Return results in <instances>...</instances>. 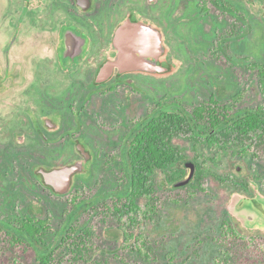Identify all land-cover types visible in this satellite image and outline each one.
Listing matches in <instances>:
<instances>
[{"label": "flooded vegetation", "instance_id": "flooded-vegetation-1", "mask_svg": "<svg viewBox=\"0 0 264 264\" xmlns=\"http://www.w3.org/2000/svg\"><path fill=\"white\" fill-rule=\"evenodd\" d=\"M209 13L226 16L227 30L236 32V0H0V207L39 206L49 191L65 195L44 182L41 170L79 164L69 192L88 163L117 167L123 159L134 123L145 115L119 128L117 98L128 105L146 86L154 89L148 80L172 72L114 67L102 74L123 23L158 30L165 48L159 60L171 63L170 49L190 43L196 20ZM21 220L44 221L0 218Z\"/></svg>", "mask_w": 264, "mask_h": 264}, {"label": "rangeland", "instance_id": "rangeland-1", "mask_svg": "<svg viewBox=\"0 0 264 264\" xmlns=\"http://www.w3.org/2000/svg\"><path fill=\"white\" fill-rule=\"evenodd\" d=\"M209 9L214 10L212 6ZM196 21L190 43L170 49V74L148 80L154 89L146 86L144 94L130 96L133 101L128 105L117 98L123 112L121 123H116L119 128L124 121L146 116L156 107L190 110L208 100L212 92L220 98L221 105L233 111L247 110L263 102L257 71L250 64L264 63V0H236V32L227 30L230 22L219 14L209 13ZM235 33L236 37L232 36ZM127 124L130 127L132 123ZM177 142L184 148L185 161L192 160L194 155L204 161L207 175L203 190L174 187L156 173L153 183L159 198L157 212L141 220L130 241H126L116 221L105 212V205L112 202L108 197L125 184L122 172L113 162L106 164L102 160L88 163L67 194L54 195L49 191L42 202L34 203L39 205L35 207H25L24 203L0 207V218L13 222L14 217L26 214L44 220L47 228L41 232V238L52 251L51 264H239L233 260L234 251L219 246L215 239L225 220L242 238L250 237L264 245V229L244 225L230 210L233 199L239 197L240 204L251 201L264 216L260 202L264 201V150L259 157L250 158L230 146L221 155L212 147ZM217 156V161L211 160ZM228 178L245 181L248 191L236 192L225 182ZM78 202L81 205L75 213L76 228L90 225L95 235L93 249L86 259L73 261L66 246L59 245L58 235L66 224V215ZM137 234L153 247L148 258L128 248ZM0 264L38 262L30 247H16L0 251Z\"/></svg>", "mask_w": 264, "mask_h": 264}, {"label": "trees", "instance_id": "trees-1", "mask_svg": "<svg viewBox=\"0 0 264 264\" xmlns=\"http://www.w3.org/2000/svg\"><path fill=\"white\" fill-rule=\"evenodd\" d=\"M250 65L257 71L263 98V102L256 107L233 111L212 96L190 110L160 107L147 113L142 121L134 123L125 144V155L120 162H116L125 184L108 197L112 201L110 204H104L106 214L116 221L126 241L133 237L131 233L142 219H149L157 212L159 198L155 193L153 176L160 173L165 182L173 184L185 174L187 156L178 140L187 141L193 147H212L221 155L226 154L228 146L250 158L261 155L264 150V63L255 61ZM218 156L211 157V160L217 161ZM199 158L196 155L192 157L195 173L183 188L203 190L207 171L204 161ZM219 180L223 182L222 178ZM225 182L236 192L248 191V184L243 180L228 178ZM79 204L81 202L74 204L68 212L66 224L58 235L59 245L66 246L73 261L86 259L93 249L95 235L90 225L76 228L74 218ZM45 224V221H40L37 226L29 220H21L17 224L0 222V251L30 247L38 264H51L52 251L41 238V232L47 228ZM215 241L219 246L233 250V260L239 264H264V245L257 244L250 237L242 238L225 220L220 224ZM128 248L147 258L153 252L151 243L141 234L135 236Z\"/></svg>", "mask_w": 264, "mask_h": 264}, {"label": "water", "instance_id": "water-1", "mask_svg": "<svg viewBox=\"0 0 264 264\" xmlns=\"http://www.w3.org/2000/svg\"><path fill=\"white\" fill-rule=\"evenodd\" d=\"M114 49L116 56L107 62L102 74H107L112 68L117 67L125 70H148L156 74L170 71V66L159 57L164 54L162 37L158 30L142 23H123L115 32ZM186 173L177 179L172 185L182 187L187 185L195 173V163L192 160L184 161ZM81 170L79 164L65 166L50 171L41 170L42 178L46 184L51 186L55 193L66 194L70 187L71 175ZM236 197L230 206V210L246 226H258L264 229V216L258 211L251 201H243ZM263 208L264 201L260 200Z\"/></svg>", "mask_w": 264, "mask_h": 264}]
</instances>
